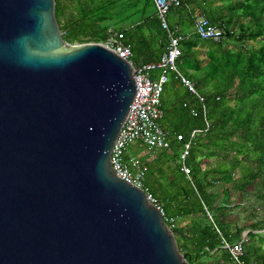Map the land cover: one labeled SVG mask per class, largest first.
I'll use <instances>...</instances> for the list:
<instances>
[{
    "label": "water",
    "instance_id": "95a60500",
    "mask_svg": "<svg viewBox=\"0 0 264 264\" xmlns=\"http://www.w3.org/2000/svg\"><path fill=\"white\" fill-rule=\"evenodd\" d=\"M55 5L0 0V264H190L115 169L133 65L101 41H66Z\"/></svg>",
    "mask_w": 264,
    "mask_h": 264
},
{
    "label": "trees",
    "instance_id": "16d2710c",
    "mask_svg": "<svg viewBox=\"0 0 264 264\" xmlns=\"http://www.w3.org/2000/svg\"><path fill=\"white\" fill-rule=\"evenodd\" d=\"M68 1L76 11H67ZM150 1L154 3L130 0L127 5L136 9V17H119L129 21L127 26L111 23L119 10L116 0H56V17L68 42L104 41L113 27L124 33L132 59L148 62L156 60L169 43V31L162 26L155 5L147 11ZM180 3L171 8L168 22L170 29L183 36L177 66L195 91L174 72L170 74L161 94L160 122L172 135L171 144L151 150L157 151L152 159L142 156L148 166L142 185L157 199L190 264H220V259L231 264L222 238L241 240L247 228L246 238L259 236L260 241H252L253 245L243 240L244 259L264 264V0ZM200 15L224 29L219 40L198 34L195 23ZM193 129L200 131L192 137L186 174L179 161L183 143L174 134L181 132L187 139ZM210 157H216L215 164L203 168L202 160ZM162 164L172 170L171 175ZM176 170L179 178L173 174ZM217 182L221 188H216ZM250 185L256 187L258 201L252 205L250 221H227V215L246 206L243 199ZM231 190L240 200H230ZM258 209L261 213L256 214Z\"/></svg>",
    "mask_w": 264,
    "mask_h": 264
},
{
    "label": "built area",
    "instance_id": "2783aa9c",
    "mask_svg": "<svg viewBox=\"0 0 264 264\" xmlns=\"http://www.w3.org/2000/svg\"><path fill=\"white\" fill-rule=\"evenodd\" d=\"M181 1L153 0L162 26L169 31L168 47L156 60L142 63L135 62L132 59L131 47L123 41L124 33L113 27L108 28L107 38L101 41L133 65L137 85V88H135L136 93L130 105L127 124L116 148L115 169L120 177L142 187L146 191L148 198L159 207L157 199L142 185L144 173L148 170L145 159L140 154L129 152L128 148L134 145L136 150L140 147L153 150L170 146L172 135L160 122L163 117L160 99L164 90L163 87H165L172 72L175 73L176 77L181 78L190 89L195 91L193 83L183 76L177 66L178 58L181 55L180 42L183 36L170 29L168 22V14L171 8L179 6ZM195 28L202 38H213L215 40H219L225 32L223 28L211 23L205 15L198 16ZM201 100H203V97H201ZM198 131L200 129H193L190 138L187 139L181 132L174 134L175 139L183 143L179 161L182 163L181 169L186 174H189L190 167L186 165L185 161L190 153L192 137ZM160 209L162 210L161 207ZM162 213L164 214L163 210ZM244 239V234L241 240L235 242H229L222 238V246L229 251L231 264H254L252 261L244 259ZM220 264H227V262L224 259H220Z\"/></svg>",
    "mask_w": 264,
    "mask_h": 264
},
{
    "label": "rangeland",
    "instance_id": "374dc122",
    "mask_svg": "<svg viewBox=\"0 0 264 264\" xmlns=\"http://www.w3.org/2000/svg\"><path fill=\"white\" fill-rule=\"evenodd\" d=\"M143 1V0H142ZM117 4H116V7L115 9H119L118 11H116V14H117V17L111 22V23H115L114 25H117V26H127L129 24V21H123L121 19H119V17H131L130 20L134 17H136V9H133L131 6L127 5L128 3H130V0H116ZM150 5H148V12L151 11L153 8V4H152V1H150L149 3ZM74 3L73 2H69L68 1V11L69 10H73V11H76V8L73 6ZM115 9L113 11H115ZM135 12V14H134ZM127 16V17H126ZM170 17V15H169ZM128 150L130 152H134V153H137V154H140L142 155L143 157H145L146 159H152L154 158L156 155H157V151H152L145 148V147H140L138 150H136L135 146L134 145H131L129 146ZM138 151V152H137ZM216 162V157H210V158H205L202 160L201 164L203 165V168H205L206 166L208 165H214ZM173 165H175V163H173ZM161 167L165 170V173L167 175H171L172 173V170L167 166V164H162ZM179 171H174L173 174L175 177H180V173H178ZM159 174V173H158ZM166 174L162 176V178L166 179ZM235 177L238 176V171L235 172L234 174ZM256 183H258L256 181ZM217 186L216 188H221L222 186L220 185V182H217ZM257 185V184H256ZM249 193L248 195H246V197L243 199L245 200L247 203H246V206H242L240 208H236L231 214L227 215L226 216V220L227 221H233V220H236L238 221L240 224H248V222L250 221L251 217H252V214H251V209L253 206L255 205H258V201H256V198H254V193H256V187H254L253 185H250L249 186ZM231 199L230 200H240V198L237 197L236 195V191L235 190H231ZM253 205V206H252ZM258 213H261V210L258 209L256 214ZM251 216V217H250ZM248 229V228H247ZM245 229V230H247ZM244 232V231H243ZM247 239V238H246ZM259 240V236H257V238H253L250 239L251 243H253L254 245V242L252 241H255V240ZM250 241L247 239L246 240V244L250 243Z\"/></svg>",
    "mask_w": 264,
    "mask_h": 264
},
{
    "label": "crops",
    "instance_id": "0c3cea01",
    "mask_svg": "<svg viewBox=\"0 0 264 264\" xmlns=\"http://www.w3.org/2000/svg\"><path fill=\"white\" fill-rule=\"evenodd\" d=\"M155 8V7H154ZM67 11H68V9H67Z\"/></svg>",
    "mask_w": 264,
    "mask_h": 264
},
{
    "label": "clouds",
    "instance_id": "9594fccd",
    "mask_svg": "<svg viewBox=\"0 0 264 264\" xmlns=\"http://www.w3.org/2000/svg\"><path fill=\"white\" fill-rule=\"evenodd\" d=\"M245 238H246V236H245Z\"/></svg>",
    "mask_w": 264,
    "mask_h": 264
}]
</instances>
